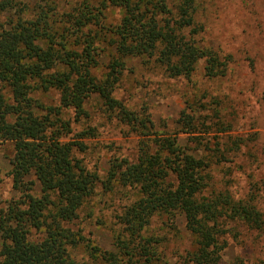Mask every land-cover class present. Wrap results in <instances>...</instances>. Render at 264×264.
<instances>
[{"label":"trees","instance_id":"trees-1","mask_svg":"<svg viewBox=\"0 0 264 264\" xmlns=\"http://www.w3.org/2000/svg\"><path fill=\"white\" fill-rule=\"evenodd\" d=\"M109 8L121 12L114 26L104 22ZM199 8L198 0H74L61 12L50 1L30 8L19 0H0L8 15L0 24V145H12L9 175L19 194L0 208V264H86L73 255L82 237L68 225L98 178L74 156L83 151L79 140L87 133L65 142L73 130L60 110L71 109L75 120L87 117L84 104L93 95L109 118L129 127L139 141L135 162L110 163L105 190L127 188L134 200L117 217L112 251L87 246L92 264H168L166 238L151 229L157 218L171 226L181 221L191 237L190 249L176 254L173 264H221L232 224L264 232L253 197L235 200L216 191L209 174L225 154L239 151L242 140H227L216 145V154L198 156L209 151L191 136L196 146L186 153L178 137L155 132L146 108L129 110L113 96L128 58L171 79H190L200 61L208 79L226 75L232 57L199 44ZM101 45L117 55L102 76ZM48 91L58 92L59 108L45 107L35 97ZM187 105L178 119L181 131L201 133L196 127L205 124L194 118L193 104ZM28 177L35 181L27 182Z\"/></svg>","mask_w":264,"mask_h":264},{"label":"rangeland","instance_id":"rangeland-1","mask_svg":"<svg viewBox=\"0 0 264 264\" xmlns=\"http://www.w3.org/2000/svg\"><path fill=\"white\" fill-rule=\"evenodd\" d=\"M30 8L45 1L53 2L63 12L74 0H19ZM200 3L196 21L203 25L199 36L200 46L217 52L220 56H231L226 75L208 79L204 74V62L200 61L190 79L168 78L161 70L145 67L138 58L125 60L126 67L113 96L127 109L139 111L146 108L154 123V130L162 136H176L182 150L193 153L195 144L201 142L207 151L198 156L216 154V145L227 140H242L239 151L225 154L220 164H214L209 174L213 189L227 191L233 199L253 197L254 204L264 217V0H198ZM106 24L119 23L121 12L109 8L105 12ZM8 15L0 10V24ZM98 57V74L111 58H116L114 49L101 45ZM42 105L59 108L56 91L38 93ZM193 104L194 115L200 124L195 135L183 134L178 124L180 113ZM87 117L75 120L71 109H61V118L70 122L73 133L65 142L76 140L75 134L86 132L79 141L82 152H74L87 171L96 174L98 181L92 196L81 207L78 218L68 227L82 237L73 249L79 262L92 264L87 246H96L103 251L113 250L114 234L118 231L117 217L133 200V192L121 186L106 191L110 163L114 159L135 162L139 137L129 127L120 123L104 111L97 96H91L84 104ZM216 114L219 119L216 118ZM213 152V154H212ZM13 157L11 143L0 145V208L19 199L12 188L10 178ZM26 181H35L34 177ZM210 181V182H211ZM34 194H39L35 186ZM232 232L226 236L227 248L222 254L221 264H234L241 259L245 264H264V232L248 231L236 224L230 225ZM151 229L166 238L164 248L168 264H173L176 254H183L191 247V237L184 223L174 226L165 219H154ZM37 237L39 234H36ZM34 234L33 236L36 237Z\"/></svg>","mask_w":264,"mask_h":264}]
</instances>
